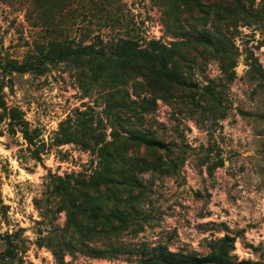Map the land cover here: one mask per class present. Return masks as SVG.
<instances>
[{
	"label": "rangeland",
	"instance_id": "obj_1",
	"mask_svg": "<svg viewBox=\"0 0 264 264\" xmlns=\"http://www.w3.org/2000/svg\"><path fill=\"white\" fill-rule=\"evenodd\" d=\"M30 1L0 0L4 102L45 143L76 120L103 142L88 135L87 148L48 146L37 162L21 134L0 123V264H140L158 245L204 257L224 236L233 239L235 262L264 264V0H81L54 14ZM65 31L105 51L121 37L141 50L158 42L187 84L156 80L145 69H114L95 80L89 67L70 62L24 74L2 69L32 59L37 42ZM202 36L211 44L198 42ZM144 99L151 105L135 104ZM132 131L160 146L138 145ZM110 172L115 182L90 193L111 191L104 209L125 210L126 226L91 233L83 244L69 216L96 229L100 220L64 210L55 180ZM127 173L138 183L117 182Z\"/></svg>",
	"mask_w": 264,
	"mask_h": 264
},
{
	"label": "trees",
	"instance_id": "obj_2",
	"mask_svg": "<svg viewBox=\"0 0 264 264\" xmlns=\"http://www.w3.org/2000/svg\"><path fill=\"white\" fill-rule=\"evenodd\" d=\"M37 4L36 9L44 8L43 12L54 14L58 11L71 10L80 5L81 0H31ZM30 1V2H31ZM54 31V30H53ZM71 33V32H70ZM65 31L60 37H50L44 41L37 42L34 45V56L30 60L18 62L9 60L2 67L8 73L24 74L28 72H36L41 70L45 65H55L63 62H70L77 67L87 66L91 75L95 80L103 79L111 70H128L145 75L141 69L148 71L156 80L163 81L168 84L186 86L184 77L170 66V59L174 56L171 50H168L158 42H150L147 48L141 50L138 41L133 38H118L116 42L110 45L107 51L103 47L96 45L94 41L86 43V38L76 39L74 35ZM208 36H202L198 40L200 43L211 44ZM100 43L102 41L99 40ZM140 64V65H139ZM8 87L0 83V123H4L7 134H21L26 148L32 160L41 161L40 155L49 147H59L70 143L82 145L83 148L90 146L88 135H93L87 127V122L82 120L69 121L66 125L61 124L58 131L51 138L49 143L43 142L40 138L41 133L37 128L30 129L28 122L24 119V114L19 108L8 107L2 96V89ZM138 104L140 107L151 105L150 101L142 100ZM131 110H135L131 108ZM90 137V136H89ZM94 137V145L103 142L101 137L98 140ZM77 138H81L80 142ZM129 139L138 145L145 147L158 148L159 142L149 138L145 134L132 131ZM47 146V147H46ZM105 172H108L106 170ZM110 173H96L88 180L74 178L65 181L61 178L55 180L54 190L59 197L60 203L64 210H74L88 220H100L99 229L93 225L84 227L74 216H69L68 226H71L78 238L84 244L85 239H90L91 233L107 234L112 230L118 231L125 228L127 217L125 210L106 211L107 202L112 199V193L108 189L104 191L102 196L94 195L92 192L98 193L100 186L108 187L115 182L110 178ZM121 185H133L138 183L137 178L132 173L121 174L118 178ZM72 184L75 191L81 194L82 201L76 202L73 196L67 191L65 185ZM117 200L114 198L113 201ZM82 202V203H81ZM1 205V202H0ZM102 221V222H101ZM9 242H7L8 244ZM210 252L207 256L198 257L193 254L171 253L165 246L158 245L150 249L147 256L142 257L140 264H253L251 262H235L230 256L233 247V239L224 236L210 243ZM93 253H100L99 250L92 249ZM5 258H10L9 249L6 250ZM56 255V254H55ZM61 257L59 256V259Z\"/></svg>",
	"mask_w": 264,
	"mask_h": 264
}]
</instances>
